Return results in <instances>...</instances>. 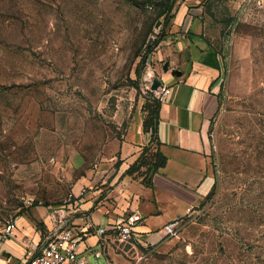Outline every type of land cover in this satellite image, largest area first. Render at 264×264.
Returning a JSON list of instances; mask_svg holds the SVG:
<instances>
[{
	"label": "rangeland",
	"instance_id": "rangeland-1",
	"mask_svg": "<svg viewBox=\"0 0 264 264\" xmlns=\"http://www.w3.org/2000/svg\"><path fill=\"white\" fill-rule=\"evenodd\" d=\"M182 6L198 11L221 60L213 184L133 264H264V0H0V222L68 204L82 176L113 175L146 97L137 73L149 54L162 67L156 52Z\"/></svg>",
	"mask_w": 264,
	"mask_h": 264
},
{
	"label": "crops",
	"instance_id": "crops-1",
	"mask_svg": "<svg viewBox=\"0 0 264 264\" xmlns=\"http://www.w3.org/2000/svg\"><path fill=\"white\" fill-rule=\"evenodd\" d=\"M191 9H179L156 52L169 63L167 71L161 67L169 92L159 103L154 130L143 127L147 97H142L116 143L113 175L96 185V177L82 176L72 187V203L61 206L65 221L82 233L78 252L90 261L133 264L139 245L162 246L163 225L186 214L212 188L207 131L218 109L221 60L215 47L202 41L200 14ZM150 151H158L163 164L156 166ZM57 208L28 205L16 213L12 233L0 240V264H23L38 253ZM132 212L141 216L137 237L115 243L110 228ZM97 226L106 227V233H95Z\"/></svg>",
	"mask_w": 264,
	"mask_h": 264
},
{
	"label": "built area",
	"instance_id": "built-area-1",
	"mask_svg": "<svg viewBox=\"0 0 264 264\" xmlns=\"http://www.w3.org/2000/svg\"><path fill=\"white\" fill-rule=\"evenodd\" d=\"M151 59L145 62L142 72L140 74L141 86L143 89L151 93L152 97L163 100L169 92V87L162 83L161 67L158 71L151 64ZM157 78L161 84L152 89L151 85L153 79ZM76 196L69 193L66 203L71 202ZM66 208L60 207L52 212L54 220L53 229L46 235L41 249L36 254H30L28 260L23 264H115L111 261H90L78 252V242L82 238V233L72 224L65 221L64 213ZM141 216L138 213H130L126 218L115 223L111 228V232L116 239L122 242L131 241L136 238V226L140 222ZM179 219L167 222L163 225L164 235H171L174 233L176 224ZM15 226L14 219L11 217L0 222V240L8 237ZM87 226H90L87 224ZM107 231L106 227L97 226L95 233L104 235Z\"/></svg>",
	"mask_w": 264,
	"mask_h": 264
},
{
	"label": "trees",
	"instance_id": "trees-1",
	"mask_svg": "<svg viewBox=\"0 0 264 264\" xmlns=\"http://www.w3.org/2000/svg\"><path fill=\"white\" fill-rule=\"evenodd\" d=\"M137 77L140 79L139 72L137 73ZM141 92L144 93L147 97L146 103L144 104V109L147 110V116L144 119L143 127L145 129L151 128L152 130H154V124L158 118V107L160 101L152 97L151 93L143 89L142 86ZM145 149H147V147ZM152 156H154L155 158L154 163L156 166L163 164L164 157L158 151H154Z\"/></svg>",
	"mask_w": 264,
	"mask_h": 264
},
{
	"label": "water",
	"instance_id": "water-1",
	"mask_svg": "<svg viewBox=\"0 0 264 264\" xmlns=\"http://www.w3.org/2000/svg\"><path fill=\"white\" fill-rule=\"evenodd\" d=\"M160 24V21H157L156 22V27H158V25ZM152 40H153V37L152 36H150L149 38H148V40H147V42H146V44H145V47H144V51L149 47V45L151 44V42H152ZM151 54H149L148 55V58L150 59L151 58ZM169 69V63H168V61H164L163 62V65H162V70L163 71H167ZM171 73L172 74H175V75H180V71L178 70V69H171ZM161 84V81L159 80V79H157V78H154L153 79V82H152V85H151V88L152 89H154V88H156L158 85H160Z\"/></svg>",
	"mask_w": 264,
	"mask_h": 264
}]
</instances>
